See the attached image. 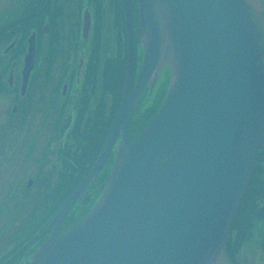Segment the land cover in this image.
<instances>
[{
  "label": "water",
  "instance_id": "95a60500",
  "mask_svg": "<svg viewBox=\"0 0 264 264\" xmlns=\"http://www.w3.org/2000/svg\"><path fill=\"white\" fill-rule=\"evenodd\" d=\"M123 1L127 67L105 143L23 264H213L264 145V64L244 0H136L142 58L132 90L131 7ZM165 69L161 106L131 141L132 116ZM111 152L96 203L60 234Z\"/></svg>",
  "mask_w": 264,
  "mask_h": 264
},
{
  "label": "flooded vegetation",
  "instance_id": "af4514ba",
  "mask_svg": "<svg viewBox=\"0 0 264 264\" xmlns=\"http://www.w3.org/2000/svg\"><path fill=\"white\" fill-rule=\"evenodd\" d=\"M245 3L264 63V0H245ZM122 14V0H0V202H3L0 204V227L14 221L12 217L18 213L13 212L14 216H10L11 206L7 205L10 197L17 196L18 160L37 159L38 165L43 161L34 172L37 171L36 176L42 172L49 177L58 161H70L66 151L61 152L66 149L68 138L76 144L70 150H79V155L89 148L96 122L105 111L106 119L92 156L98 154L108 121L114 116V103L111 105L114 95L109 97L106 67L107 63L114 61L120 65L124 56L121 47L126 43V29ZM119 16L120 19L122 16V22ZM115 21L120 33L118 53L114 59H105L104 48L111 45V28ZM138 48L136 45L137 53ZM89 108L95 116L84 132L76 133V117ZM48 110H56L51 122ZM65 116L73 117L67 130L64 128ZM33 120H36V125ZM17 131L29 139L26 150L22 152H16V146L27 141L24 136H18L20 143L6 140L8 132L16 135ZM36 150L37 155L33 158ZM113 158L111 152L107 167ZM105 171L99 178H103ZM63 175L62 171L58 180ZM5 178L10 181H5ZM32 182V177H29L26 188L21 189L30 190ZM63 190L64 184L48 195L47 200L43 199L42 204L49 198L56 202V196ZM2 197H5L3 201ZM246 204H249L247 208ZM42 206L47 209L48 203ZM48 213L47 210L39 219H28L27 230L33 221L38 220L39 224L27 239L33 237V240L43 231L49 221ZM7 216L11 219L8 223ZM63 225L62 222L60 226ZM8 233L6 236L3 232L2 236L10 237L11 241L18 240L14 230H8ZM26 247L18 255L15 251L10 253L2 264H21L31 254ZM214 264H264V146L258 151L248 194L230 230L228 242Z\"/></svg>",
  "mask_w": 264,
  "mask_h": 264
},
{
  "label": "rangeland",
  "instance_id": "374dc122",
  "mask_svg": "<svg viewBox=\"0 0 264 264\" xmlns=\"http://www.w3.org/2000/svg\"><path fill=\"white\" fill-rule=\"evenodd\" d=\"M122 16H121V19L119 16V20L121 22H122ZM117 28H118V25H117V22L115 21L114 25H112V28H111L113 29L111 45L107 44L104 48L103 56H105V59H114V57L117 56L118 35L120 34L117 32ZM109 45L111 47H109ZM125 45L126 43H124L123 47H121L123 50V51L121 50V52H123V55H124V52H126ZM101 53H102V50L99 53V55ZM121 60H122L121 65L124 66L125 57L124 56L121 57ZM122 66L118 68V71L119 73H121V75L123 71ZM116 69H117V65L115 61L107 63L106 83L109 85V88H110L109 97H112L115 94V92L119 89V83L115 80ZM164 81L165 79H163V82ZM152 97L153 95L148 97L145 100V102L142 104V106L137 109V112L135 113V116L131 123V134L134 132V130H136L140 126V124L145 119L146 113L149 107H151L153 103V102L152 103L150 102V100H152ZM113 103H114V99L111 101V105ZM82 108H83V105H82ZM49 112H50V116L48 120L49 122H51L52 117L54 118L53 114H56V110L52 111L53 113L48 110V113ZM94 113L95 112L89 108V110H86L85 112H83L82 115L76 117V128H75L76 133H78L79 131L84 132L86 126L91 122L92 118L95 116ZM35 118L41 119V117H35ZM64 118H65L64 128L67 130L70 124L72 123L73 117L65 116ZM105 119H106V112L103 111L101 112L96 122V130L93 133L88 143L89 148L83 154L79 155L80 154L79 150L71 151L72 149L75 148L76 144L73 142L72 138L67 139L66 149H64V151L61 150V152L66 151L67 157L69 158L70 161L64 163L62 161L61 162L58 161L56 157H54V160L58 161V165L56 166V169L53 172L50 171L49 177L47 173L39 172L38 176H36L37 171L34 172V169L36 167L38 168L39 166L40 168L42 166L43 161L38 165L37 159L30 160L29 158L22 162L18 160L17 171H16V180H17L16 187L18 188L17 196L10 197L9 202L7 203V205L9 204L8 206H11L9 207L10 216H14L13 212L18 211V213L17 215H15V218L12 217L13 219H15L14 221H12L7 226L0 227V264H2L4 260L10 255V253H13L14 251L16 252L15 253L16 255L22 253L25 250V247L27 246L28 241H30L33 238L32 237L30 240H27V237L31 233V231L37 230L36 226L39 224V221L38 220L33 221L31 228L27 230L25 226L27 225L28 219L32 217L33 218L35 217L34 219H37V218L39 219L45 214V212L47 213V210L49 211V213H51L56 208V206L60 203L63 197L67 194L68 190H70L81 179L82 175L84 174L83 172L84 170L82 169V167L83 166L86 167V164L90 161L92 157L93 148L96 146V143L101 135V128H102L103 123L105 122ZM34 122L36 125V120ZM30 131L31 129L29 130V132ZM19 135L24 136L25 141L28 139L27 136L23 134H19V132L17 131L16 135H14L13 132H8V136L6 140L13 139L12 142L19 141L20 143V138L18 137ZM28 140L26 142H23L22 145L16 146V152L25 151L27 147L26 143L28 142ZM68 150H70L71 152H67ZM36 155H37V150L32 157L34 158ZM18 159H19V156H18ZM71 165H73L74 168ZM81 169L82 171L80 172ZM62 171L64 172V175L61 177L60 180H58L59 175L61 174ZM77 172H80V173H77ZM29 177H32V180H33L31 188H29L30 190H26V189L22 190L26 188V183ZM67 179H69L68 182H67ZM5 181L9 182L10 180L5 178ZM46 181H47V184H46ZM62 184H64L65 189L58 197L56 196V202H55V199L49 198L47 202H44L42 204L43 199L47 200L48 195H51L53 192H55L57 188ZM4 199L5 197H2V201ZM1 203L3 204V202H0V204ZM46 203H48L47 209L42 206V205H45ZM245 206H246L245 208H247L249 204H246ZM10 216H7V219H6L7 223L11 220L10 218H8ZM66 220L67 218H64L62 222L64 223L66 222ZM8 230H14V235L18 236V240L11 241L10 237H6L9 235ZM3 232H5L6 236H2ZM34 234H36V232L33 233V236ZM10 236H11V233H10Z\"/></svg>",
  "mask_w": 264,
  "mask_h": 264
},
{
  "label": "bare ground",
  "instance_id": "6f19581e",
  "mask_svg": "<svg viewBox=\"0 0 264 264\" xmlns=\"http://www.w3.org/2000/svg\"><path fill=\"white\" fill-rule=\"evenodd\" d=\"M83 201H84V199H83ZM82 203H83V202H81V203L79 204V206H80ZM79 206H78V208H79ZM78 210H79V209H78ZM78 210H77V212H78ZM77 212H75L74 215H75ZM74 215H73V216H74ZM63 227H64V225H63Z\"/></svg>",
  "mask_w": 264,
  "mask_h": 264
},
{
  "label": "trees",
  "instance_id": "16d2710c",
  "mask_svg": "<svg viewBox=\"0 0 264 264\" xmlns=\"http://www.w3.org/2000/svg\"><path fill=\"white\" fill-rule=\"evenodd\" d=\"M120 75H121V73H120ZM141 124H142V123H141ZM141 124H140V125H141ZM71 166H73V165H71ZM73 168H74V166H73ZM84 170H85V168H84ZM67 182H68V179H67Z\"/></svg>",
  "mask_w": 264,
  "mask_h": 264
}]
</instances>
